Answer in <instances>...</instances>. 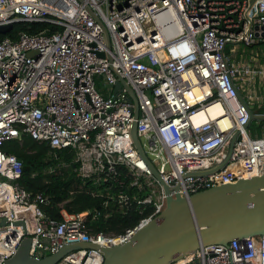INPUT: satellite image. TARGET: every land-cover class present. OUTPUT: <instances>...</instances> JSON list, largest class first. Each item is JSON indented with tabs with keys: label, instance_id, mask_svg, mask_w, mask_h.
Listing matches in <instances>:
<instances>
[{
	"label": "built area",
	"instance_id": "2783aa9c",
	"mask_svg": "<svg viewBox=\"0 0 264 264\" xmlns=\"http://www.w3.org/2000/svg\"><path fill=\"white\" fill-rule=\"evenodd\" d=\"M17 22L60 29L0 39V264L26 238L35 259L85 242L99 248L72 250L56 264H103L101 248L123 244L166 208L165 189L134 143L135 121L173 196L264 176V135L247 128L256 96H238L264 70L234 64L226 52L264 42V0H0V25ZM120 78L135 91L137 119L125 86L114 93ZM23 134L72 151L78 175L105 192V209L136 205L145 215L119 234L93 230L101 210L47 216L48 197L19 183L24 164L3 149ZM197 261L264 264V234L207 245L172 264Z\"/></svg>",
	"mask_w": 264,
	"mask_h": 264
},
{
	"label": "water",
	"instance_id": "95a60500",
	"mask_svg": "<svg viewBox=\"0 0 264 264\" xmlns=\"http://www.w3.org/2000/svg\"><path fill=\"white\" fill-rule=\"evenodd\" d=\"M88 10L101 23L106 45L111 49V39L106 26L91 8L88 7ZM12 27V24L0 25V34H7ZM122 85L127 89L130 102L134 104L133 112L137 119L139 117L138 99L132 87L120 78L113 86L114 93ZM238 96L242 102L246 103L241 93H238ZM253 120L264 121V113H254L250 108L247 128ZM132 136L154 177L164 187L167 194V206L156 218L139 227L123 244L101 248L105 257L103 264H172L207 245L227 244L234 239L264 234V176L213 186L188 197L182 196L179 192L173 196L171 186L163 179L143 149L137 134L136 121L132 128ZM234 143L235 139L232 140L229 155ZM30 167L25 165L24 171L29 170ZM220 167L221 165H218L195 174L211 173ZM176 189L178 190V187ZM30 244V238H26L16 255L5 264H56L72 250L84 247L99 248L92 243L73 242L64 245L55 254L35 259L29 254ZM196 264L199 262L197 261Z\"/></svg>",
	"mask_w": 264,
	"mask_h": 264
},
{
	"label": "trees",
	"instance_id": "16d2710c",
	"mask_svg": "<svg viewBox=\"0 0 264 264\" xmlns=\"http://www.w3.org/2000/svg\"><path fill=\"white\" fill-rule=\"evenodd\" d=\"M48 28L50 32L60 27L49 22H17L7 34H0V39L9 36L17 38L19 31L36 33ZM259 126L263 120H253ZM3 149L15 154L30 169L23 171L19 183L29 192H41L48 197L49 203L44 206L47 216L62 220V210L69 214L87 210H101V215L90 221L94 231L119 234L127 228L136 226L142 217L140 206H132L118 211L112 204L105 209L103 202L107 198L102 187L89 179L78 175L79 164L74 160V153L69 149H54L47 142H39L27 134L20 139L8 141ZM124 173L122 177H124ZM126 183L129 178L125 179ZM129 192H133L132 190ZM109 212V213H108ZM108 213V214H107Z\"/></svg>",
	"mask_w": 264,
	"mask_h": 264
},
{
	"label": "crops",
	"instance_id": "0c3cea01",
	"mask_svg": "<svg viewBox=\"0 0 264 264\" xmlns=\"http://www.w3.org/2000/svg\"><path fill=\"white\" fill-rule=\"evenodd\" d=\"M238 44L234 45L235 50L238 49ZM257 44L261 46L257 53L252 55L251 60H249L248 62L243 60L245 62L241 65L249 64L254 69L264 70V42H259ZM248 79H250L251 81L246 86L245 94H243V92L242 94L245 98H247V94L249 92L255 94L256 98L251 102V109L254 113H264V75H250L249 77H247V80ZM252 123L253 121L251 122V125Z\"/></svg>",
	"mask_w": 264,
	"mask_h": 264
},
{
	"label": "rangeland",
	"instance_id": "374dc122",
	"mask_svg": "<svg viewBox=\"0 0 264 264\" xmlns=\"http://www.w3.org/2000/svg\"><path fill=\"white\" fill-rule=\"evenodd\" d=\"M238 45H239L238 49L234 51L230 50L231 46L229 45L226 52H227V55L230 57V60L233 61L234 64H240V65L244 63L245 61L248 62L249 60H251L252 55L257 53V51L261 47L259 44H256L253 46H246L243 43H241ZM99 55H104V53H99ZM244 83L247 85L249 81H245ZM243 94H245V92H243ZM250 130L253 135L262 136L264 135V124H261L259 126L258 124H256V122H253L250 127Z\"/></svg>",
	"mask_w": 264,
	"mask_h": 264
},
{
	"label": "bare ground",
	"instance_id": "6f19581e",
	"mask_svg": "<svg viewBox=\"0 0 264 264\" xmlns=\"http://www.w3.org/2000/svg\"><path fill=\"white\" fill-rule=\"evenodd\" d=\"M211 109H213V108H211Z\"/></svg>",
	"mask_w": 264,
	"mask_h": 264
}]
</instances>
